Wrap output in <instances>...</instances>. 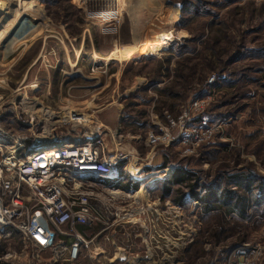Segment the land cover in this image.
<instances>
[{
    "label": "rangeland",
    "instance_id": "rangeland-1",
    "mask_svg": "<svg viewBox=\"0 0 264 264\" xmlns=\"http://www.w3.org/2000/svg\"><path fill=\"white\" fill-rule=\"evenodd\" d=\"M122 1L0 0V15H26L0 24L8 31L0 43L3 150L22 143L25 155L99 131L117 160L99 188L119 198L108 221L119 223L88 228L85 238L97 239L76 263L65 253L34 262L15 233L0 264H229L244 244L260 245L264 264V207L243 219L224 208L207 213L189 195L183 206L177 194L161 199L178 166L207 186L240 173L264 177V0ZM158 32H172L160 51L136 48ZM185 114L184 128L171 124Z\"/></svg>",
    "mask_w": 264,
    "mask_h": 264
},
{
    "label": "built area",
    "instance_id": "built-area-1",
    "mask_svg": "<svg viewBox=\"0 0 264 264\" xmlns=\"http://www.w3.org/2000/svg\"><path fill=\"white\" fill-rule=\"evenodd\" d=\"M1 103L2 97L0 110ZM186 118L181 115L171 124L184 128ZM98 132L83 141L34 147L25 155L22 143L4 151L0 142V247L18 233L34 262L39 254L61 261L65 253V262L76 263L97 239H86L79 226L101 225L102 233L116 227L119 222L108 221L118 216L117 192L99 186L106 183L117 160ZM262 254L260 245L244 244L232 253L229 264H260Z\"/></svg>",
    "mask_w": 264,
    "mask_h": 264
},
{
    "label": "trees",
    "instance_id": "trees-1",
    "mask_svg": "<svg viewBox=\"0 0 264 264\" xmlns=\"http://www.w3.org/2000/svg\"><path fill=\"white\" fill-rule=\"evenodd\" d=\"M172 89L174 87L164 88L162 91L170 92ZM168 164L169 161L165 160L162 169L167 168ZM199 180L194 173L178 166L173 170L171 179L164 182L161 199H169L173 194H177L173 202L183 206L185 196L189 195L193 201L201 204L207 213L224 208L225 210L221 211L225 215L237 212L243 219L248 218L254 206L264 207V177L254 173H240L226 178L225 185H220L221 187L202 185ZM132 187L138 191L139 184L135 183ZM81 232L85 234L84 229H81Z\"/></svg>",
    "mask_w": 264,
    "mask_h": 264
},
{
    "label": "bare ground",
    "instance_id": "bare-ground-1",
    "mask_svg": "<svg viewBox=\"0 0 264 264\" xmlns=\"http://www.w3.org/2000/svg\"><path fill=\"white\" fill-rule=\"evenodd\" d=\"M118 6L120 7L121 3L123 2L122 0H116ZM2 18H3V21L1 22L0 20V24L2 25H7V23L9 22V20H22L26 15L25 14H22V13H17L13 10H2ZM0 15V17H1ZM25 15V16H24ZM111 16V15H109ZM178 17V14L177 13H174L173 11L170 13V16H169V21L170 23L174 20H176ZM104 18H107L106 20H109L108 17H104ZM24 20V19H23ZM11 23V21L9 22ZM1 27V26H0ZM5 29V28H4ZM8 31L4 32V31H1L0 32V43L4 40V37L5 35L7 34ZM172 32H158V39H149L148 41H146L143 45L141 44L140 47H136L137 49H141L142 51L144 52H157V51H160L163 46H164V41L167 39V40H170L172 39V35H171ZM161 39L163 41H161ZM135 49V50H137ZM135 50L131 51L129 54L131 55L133 52H135ZM115 52V51H114ZM22 104L25 105L26 109H27V113H29V115L31 114V116H34L37 114V109L36 110H32V107L30 106V104H32V102L29 100V98L27 96H24L23 97V100H22ZM40 111L43 112V114H45L49 119H51L53 117V115L51 114V112L47 109H42L40 108ZM53 119V118H52ZM115 134V133H114ZM88 137V136H87ZM115 139H120V136L118 133L115 134ZM86 138V137H85ZM55 141V140H54ZM58 142V141H56ZM47 143V142H46ZM60 143V142H58ZM63 144V143H62ZM68 144V143H67ZM41 146V145H40ZM43 147V146H42ZM111 151V150H110ZM133 151V150H131ZM134 153V152H133ZM132 153V154H133ZM131 154V153H130ZM145 194V190L143 188H141V190L138 192V195H144Z\"/></svg>",
    "mask_w": 264,
    "mask_h": 264
},
{
    "label": "crops",
    "instance_id": "crops-1",
    "mask_svg": "<svg viewBox=\"0 0 264 264\" xmlns=\"http://www.w3.org/2000/svg\"><path fill=\"white\" fill-rule=\"evenodd\" d=\"M66 143H73V141H69V142H66ZM90 228V227H89ZM81 229H84V233H86V231H87V227H83V226H79L78 227V231L80 232V233H82L81 232ZM15 234V233H14ZM83 234V233H82ZM83 235H85V234H83ZM12 240H11V238L9 239V240H7V241H5V242H11ZM9 252V251H8ZM12 255H14V254H12V251H10V253H9V256H12ZM11 259H14V256H13V258H11ZM6 260H9L10 261V259L9 258H7ZM15 264H16V262H14Z\"/></svg>",
    "mask_w": 264,
    "mask_h": 264
}]
</instances>
